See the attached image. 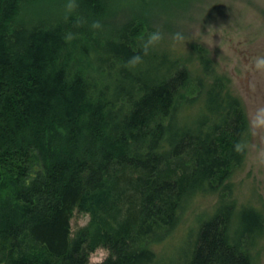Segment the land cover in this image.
<instances>
[{"label":"trees","instance_id":"1","mask_svg":"<svg viewBox=\"0 0 264 264\" xmlns=\"http://www.w3.org/2000/svg\"><path fill=\"white\" fill-rule=\"evenodd\" d=\"M40 1L0 0V264H89L99 247L97 264H261L264 194L235 180L250 117L209 48L160 46L154 1L123 19L111 0L54 16ZM205 196L195 238L160 256ZM75 208L91 220L71 238Z\"/></svg>","mask_w":264,"mask_h":264},{"label":"rangeland","instance_id":"2","mask_svg":"<svg viewBox=\"0 0 264 264\" xmlns=\"http://www.w3.org/2000/svg\"><path fill=\"white\" fill-rule=\"evenodd\" d=\"M64 1H40L36 4L37 8L46 12L50 9V12L38 11L35 6L32 12L38 15H58L62 12ZM111 1V10L119 13L120 19H123L127 11L142 0ZM149 1H154L161 10L151 22L164 37L160 46L169 45L170 48L180 50L189 48L191 41L203 43L209 48L220 69L231 76L234 87L246 102L249 117L258 108L264 107V67H257L256 64L257 58L264 56V0ZM116 21L110 20V25ZM235 180L242 196H257L258 192L264 194V127L253 132L246 165L235 176ZM214 201L215 196L196 199L170 237L158 247L159 255L168 257L182 253L184 241L196 236L193 230L196 215L212 206ZM90 220V213L75 208L71 217V238ZM100 248L107 249V254L100 260L103 261L110 255V250L99 247L94 252L98 254ZM261 264H264V253Z\"/></svg>","mask_w":264,"mask_h":264},{"label":"clouds","instance_id":"3","mask_svg":"<svg viewBox=\"0 0 264 264\" xmlns=\"http://www.w3.org/2000/svg\"><path fill=\"white\" fill-rule=\"evenodd\" d=\"M158 34H153L150 39H155ZM257 67H264V56L258 57L256 60ZM250 128L253 132L256 129L264 127V107L258 108L256 112L252 115L249 121ZM239 148L240 146L237 145ZM107 254V249H98V254L96 252L89 254V264H97L98 261L102 260Z\"/></svg>","mask_w":264,"mask_h":264}]
</instances>
